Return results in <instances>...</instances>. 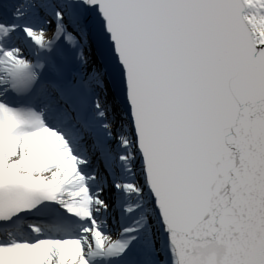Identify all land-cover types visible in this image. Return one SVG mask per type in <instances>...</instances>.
Wrapping results in <instances>:
<instances>
[{
    "label": "snow or ice",
    "instance_id": "6c2138e0",
    "mask_svg": "<svg viewBox=\"0 0 264 264\" xmlns=\"http://www.w3.org/2000/svg\"><path fill=\"white\" fill-rule=\"evenodd\" d=\"M0 264H264V0H0Z\"/></svg>",
    "mask_w": 264,
    "mask_h": 264
}]
</instances>
